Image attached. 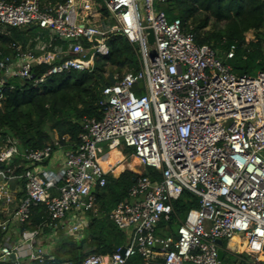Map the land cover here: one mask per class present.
<instances>
[{
  "label": "built area",
  "instance_id": "2783aa9c",
  "mask_svg": "<svg viewBox=\"0 0 264 264\" xmlns=\"http://www.w3.org/2000/svg\"><path fill=\"white\" fill-rule=\"evenodd\" d=\"M102 2L115 24L101 28L82 20L83 12H92V0L45 6L42 0H0V25L37 26L68 43L67 49L45 51L44 60L11 44L15 57L0 58L1 88L9 79L39 85L55 75L91 72L95 60L110 53L106 35L116 32L137 47L141 66L138 72L115 75V83L103 88L101 117L83 119V131L72 149H65L57 137L55 146L21 150L12 140L0 151V206L15 205L12 214L0 218L1 231L27 223L40 205L47 213L38 228L22 231L18 243L0 249V263L14 264V254L19 264H53L55 256L41 241L44 228L75 235L88 226L86 214L95 207L93 189L105 187L108 175L115 172L99 155L98 145L104 142L115 150L133 148L132 155L157 175L140 173L128 197L111 212L126 234L125 245L110 254H92L82 264H128L135 256L141 257V264H221L218 241H241V236L245 248L261 258L264 71L253 76L234 73L230 61L237 46L220 57L211 45L198 44L180 19L170 21L159 9L164 0ZM42 62L53 65L35 78L33 67ZM58 152L61 167L55 169ZM18 182L22 190L15 188ZM184 191L199 197V207L174 234L160 235L159 226L172 222L174 202Z\"/></svg>",
  "mask_w": 264,
  "mask_h": 264
},
{
  "label": "trees",
  "instance_id": "16d2710c",
  "mask_svg": "<svg viewBox=\"0 0 264 264\" xmlns=\"http://www.w3.org/2000/svg\"><path fill=\"white\" fill-rule=\"evenodd\" d=\"M11 1L19 3L22 0ZM61 1L42 0V6ZM92 2V12H83L82 20L106 27L111 21L109 11L102 0ZM159 9L165 11L170 21L180 19L188 31L195 33L198 44L211 45L220 57L236 45L237 51L230 63L237 75L253 76L264 71V0H164ZM211 22L225 25L219 30L207 29ZM251 32H254L255 39L247 40V34ZM106 42L110 53L98 57L91 72L71 71L55 75L39 85L35 84V80L9 79L6 87L0 86V151L12 140L21 150L41 149L49 144L55 146V135L66 149H72L73 144L78 143L83 119L100 118L102 115L100 102L103 88L115 83V75L121 77L126 72H138L141 68L137 47L122 32L106 35ZM13 43L36 55L43 50H53L55 46L68 48L67 42L50 37L48 31L37 26L14 28L0 25V52L3 54L0 58L15 57L16 50L10 47ZM38 43L43 46L37 48ZM82 44L90 46L89 41H82ZM52 65L46 62L36 64L32 70L34 77L42 76ZM63 137H68L69 141ZM147 173L157 175V172ZM139 176L129 170L118 178L109 174L107 185L95 188V207L87 212L89 224L82 236L75 239L66 235L65 229L57 231L53 264H63L68 260L82 264L92 254H110L125 245L126 234L110 215L118 203L128 197ZM199 205V197L184 191L174 202L176 216L172 222L161 225L174 234L173 225L187 219ZM46 217L44 205L35 207L30 223L20 225V232L38 228ZM50 231L53 230L46 227L43 232L48 234ZM233 241L237 242V239ZM6 242L7 233L0 229V249ZM230 242L232 240L223 241V249ZM85 246L89 247L88 252H84ZM141 263V257L135 256L128 264ZM31 264L40 263L34 261Z\"/></svg>",
  "mask_w": 264,
  "mask_h": 264
},
{
  "label": "rangeland",
  "instance_id": "374dc122",
  "mask_svg": "<svg viewBox=\"0 0 264 264\" xmlns=\"http://www.w3.org/2000/svg\"><path fill=\"white\" fill-rule=\"evenodd\" d=\"M115 22L110 21L107 26H112L114 25ZM225 23H220L216 24L214 22H211L210 26L207 29L211 30H219L224 27ZM255 39V34L254 32L248 33L247 34V40H254ZM43 45L42 43H38L37 48H40L39 46ZM126 69H124V72ZM98 151L99 155L103 157H107L106 160V168L108 167L107 165H110L114 169V171H117L120 173V171L128 170L129 168H121L120 166L123 161L127 163H132L134 162V156L131 154V152H134L133 148H127V147H121L119 149H113L111 147L110 142H104L98 145ZM112 153V154H110ZM110 156L108 157V155ZM122 160V161H120ZM117 163V167L115 166V163ZM136 171L132 170L135 174H140V173H146V172H151V173H156V170L153 168H146L145 166H142L141 163L137 164L136 166ZM118 169L120 171H118ZM138 170V171H137ZM114 173V172H113ZM95 188L93 189V191ZM173 228L176 230L177 229V224L173 225ZM166 231V227L160 225L159 226V234L163 235V233ZM68 233V232H67ZM66 235H72L75 239H78L80 235H74V234H66ZM242 239L241 241H235L234 243H227V246L224 248L225 256L223 260L221 261V264H264V253L262 254V257L259 258L257 254L252 253L248 249L244 247L245 245V239L243 236H241ZM240 237V238H241ZM90 249L89 247L85 246L84 247V252H88Z\"/></svg>",
  "mask_w": 264,
  "mask_h": 264
},
{
  "label": "crops",
  "instance_id": "0c3cea01",
  "mask_svg": "<svg viewBox=\"0 0 264 264\" xmlns=\"http://www.w3.org/2000/svg\"><path fill=\"white\" fill-rule=\"evenodd\" d=\"M43 46V45H42ZM41 46V47H42ZM45 51H52V50H43L42 51V53H40V54H38L37 56H40L43 60L45 59V55H43V54H45ZM48 57H50V56H48ZM50 59L52 60V57H50ZM47 63V62H46ZM58 136L57 135H55V138H57ZM65 148V147H64ZM66 149V148H65ZM110 154H112V153H110ZM110 154L108 155V157L110 156ZM60 155H61V153L60 152H58V153H56V155H55V157H54V163H52V165H53V167L55 168V169H58V168H60L61 167V163L60 162H58V159L60 158ZM104 158V161H105V164H106V162H107V160H106V158L105 157H103ZM120 161H122V160H120ZM117 163L118 162H116L115 164L117 165ZM108 167V169H109V167H110V165H107ZM106 167V166H105ZM129 171L131 170V169H128ZM125 171H127V169L126 170H124V171H120V173L119 172H117V171H115L114 172V176L116 177V178H118L122 173H124ZM132 171V170H131ZM133 172V171H132ZM15 188L17 189V190H22V188H23V183H21V182H18V183H16L15 185ZM21 196V193H19V195H18V198ZM18 198H17V200H16V202L18 201ZM15 205H11V206H8V207H4V206H0V214L2 215V217L1 218H6L7 216H8V214H12L13 213V210H14V207ZM86 217H87V214H86ZM87 219H88V217H87ZM30 221H31V219L28 221L29 223H30ZM88 224H89V220H88ZM19 224H12L11 225V227H10V230H9V232L7 233V242H6V244L5 245H14V244H16V243H18L19 242V238H20V234H21V232H20V229H19ZM69 226H70V224H69ZM87 227V226H86ZM85 228V227H84ZM84 228L79 232V233H77V234H75V235H80V237L82 236V233H83V230H84ZM67 231V230H66ZM68 232V231H67ZM57 231L55 232V231H50V233H48V234H43V237H42V242H44V245L46 246V247H48L49 249H50V251H51V253H52V255L54 256V254H53V251H54V249H55V246H56V239H57ZM237 239V241H240L238 238H236ZM41 242V243H42ZM230 243H234V241L232 240V242H230ZM244 247H245V245H244ZM222 249H223V247H222ZM224 250V249H223ZM67 260V259H66ZM66 262V261H65ZM65 262H63V264L65 263ZM32 263V262H31ZM30 263V264H31Z\"/></svg>",
  "mask_w": 264,
  "mask_h": 264
},
{
  "label": "water",
  "instance_id": "95a60500",
  "mask_svg": "<svg viewBox=\"0 0 264 264\" xmlns=\"http://www.w3.org/2000/svg\"><path fill=\"white\" fill-rule=\"evenodd\" d=\"M148 32H149V36H148L149 43H150V44H153V43H154V40H155V39H154L153 30L149 29ZM90 55H91V53H89V54L87 55L86 58H89ZM154 56H155V55H154ZM225 56H226V55H225ZM225 56H224V57H225ZM140 86H142V83H140ZM130 171H131V170H130ZM218 244L220 245V250H219V253H218V255H219V260L222 261L223 258H224V256H225V252H224V250L222 249V247H223V241H222V240H219V241H218ZM122 251H124V249H122ZM11 258H12L14 264H19V263L17 262L16 257H15L14 254H12Z\"/></svg>",
  "mask_w": 264,
  "mask_h": 264
},
{
  "label": "bare ground",
  "instance_id": "6f19581e",
  "mask_svg": "<svg viewBox=\"0 0 264 264\" xmlns=\"http://www.w3.org/2000/svg\"><path fill=\"white\" fill-rule=\"evenodd\" d=\"M133 158H134V162H132L130 164L125 162V161H123L121 166H120V169L121 168H129V169H132V170L136 171V167L135 166L140 163V160L137 159L136 157H133ZM104 166H105V163H104ZM118 171H120V170L118 169Z\"/></svg>",
  "mask_w": 264,
  "mask_h": 264
}]
</instances>
